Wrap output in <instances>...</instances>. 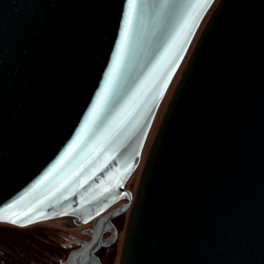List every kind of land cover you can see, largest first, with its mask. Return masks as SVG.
Wrapping results in <instances>:
<instances>
[{
    "label": "water",
    "instance_id": "1",
    "mask_svg": "<svg viewBox=\"0 0 264 264\" xmlns=\"http://www.w3.org/2000/svg\"><path fill=\"white\" fill-rule=\"evenodd\" d=\"M126 211L118 264H264V0H0V223Z\"/></svg>",
    "mask_w": 264,
    "mask_h": 264
},
{
    "label": "rangeland",
    "instance_id": "2",
    "mask_svg": "<svg viewBox=\"0 0 264 264\" xmlns=\"http://www.w3.org/2000/svg\"><path fill=\"white\" fill-rule=\"evenodd\" d=\"M215 4L213 5V7ZM213 7L209 10L205 18L203 19L196 37L188 51V54L180 66L178 72L176 73L174 79L172 80L166 95L158 109L157 115L155 117L154 123L148 135L143 153L142 160L139 168L132 175L127 183V188L131 191L132 195L134 194L137 184L140 178V172L142 168L143 161L147 155V152L151 146V143L156 134L157 128L159 126L162 115L166 109V106L169 102L170 96L178 82L179 76L183 70L187 57L193 47V44L202 29L205 25ZM129 211V210H128ZM128 211L124 212L122 215L118 216L114 221L118 227V235L116 241H113L112 244L101 252L104 255V261L106 264H118L119 255L122 246V240L124 237V232L126 229V224L128 220ZM91 224V223H88ZM74 226L71 220L67 221H54L48 222L24 229H18L8 225L0 224V264H28L29 260L34 259L35 255H39L40 258H43V253H48L50 255H60L62 245L65 244L67 238L71 236H76L81 238L82 230L85 225ZM86 228V227H85ZM70 236V237H69ZM66 238V239H65ZM63 250V249H62Z\"/></svg>",
    "mask_w": 264,
    "mask_h": 264
},
{
    "label": "flooded vegetation",
    "instance_id": "3",
    "mask_svg": "<svg viewBox=\"0 0 264 264\" xmlns=\"http://www.w3.org/2000/svg\"><path fill=\"white\" fill-rule=\"evenodd\" d=\"M55 220H59V219H55ZM114 220H113V223L115 224V226L117 228V233H118L119 229H118ZM50 221H54V220H50ZM45 222H48V221H45ZM71 222L73 223V225L75 227L77 226V224L75 222H73V221H71ZM40 223H43V222H40ZM40 223H36V224H40ZM89 223H91V224L86 223V224H88V226L87 225L84 226V228L82 230V234H85V235L81 236V238H78L76 236H71V237L69 236L70 238H67L65 244L62 245L63 250L60 249L61 250L60 255L55 254V255L47 256L48 253L44 252L43 258H40L39 255H35L34 259L29 260L28 264H83L84 262H86V257L84 255H76L75 253L82 247L83 243L90 240L89 232L92 230L93 224H92V222H89ZM36 224H33V225H36ZM30 226H32V225H30ZM30 226H27V227H30ZM78 226H81V225H78ZM27 227H23L20 229H24ZM109 235H110L109 233H106L103 236V238L104 239L106 238V240L109 241V238H108ZM116 239H117V237H116ZM116 239H115V241H116ZM107 248L108 247H106V248L100 247L95 254L102 264H106V263L103 260L104 255L101 254V252L104 250H107ZM71 255H72V259H71Z\"/></svg>",
    "mask_w": 264,
    "mask_h": 264
},
{
    "label": "snow or ice",
    "instance_id": "4",
    "mask_svg": "<svg viewBox=\"0 0 264 264\" xmlns=\"http://www.w3.org/2000/svg\"><path fill=\"white\" fill-rule=\"evenodd\" d=\"M15 203H16V202L14 201L13 204H15ZM8 207L11 208L12 205H8ZM26 218H27V214L25 215V219H26ZM19 221H20V218L17 217V219L11 220L10 223H12V224H18Z\"/></svg>",
    "mask_w": 264,
    "mask_h": 264
},
{
    "label": "bare ground",
    "instance_id": "5",
    "mask_svg": "<svg viewBox=\"0 0 264 264\" xmlns=\"http://www.w3.org/2000/svg\"><path fill=\"white\" fill-rule=\"evenodd\" d=\"M136 172V171H135ZM131 195H132V193H131Z\"/></svg>",
    "mask_w": 264,
    "mask_h": 264
}]
</instances>
